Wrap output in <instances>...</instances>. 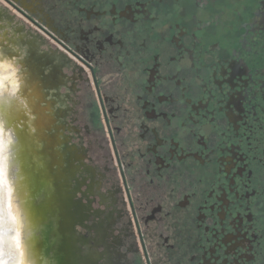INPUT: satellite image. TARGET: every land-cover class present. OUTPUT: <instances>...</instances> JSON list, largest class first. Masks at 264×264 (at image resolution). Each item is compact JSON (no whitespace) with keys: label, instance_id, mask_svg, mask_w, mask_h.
<instances>
[{"label":"flooded vegetation","instance_id":"flooded-vegetation-1","mask_svg":"<svg viewBox=\"0 0 264 264\" xmlns=\"http://www.w3.org/2000/svg\"><path fill=\"white\" fill-rule=\"evenodd\" d=\"M0 58L42 117L38 264H264V0H0Z\"/></svg>","mask_w":264,"mask_h":264},{"label":"rangeland","instance_id":"rangeland-1","mask_svg":"<svg viewBox=\"0 0 264 264\" xmlns=\"http://www.w3.org/2000/svg\"><path fill=\"white\" fill-rule=\"evenodd\" d=\"M27 83L25 80V85ZM20 119L22 115L13 97L5 95L0 98V162L12 192L9 206L16 210L13 219L15 215L18 218L22 259L26 261L21 264H29L28 258L32 257L34 264H38V257L47 248L44 221L49 206L45 197L42 149L39 147L43 140L42 117L38 115L33 121L36 131L32 134L25 126L28 122L21 124ZM6 263L15 264V261L9 258Z\"/></svg>","mask_w":264,"mask_h":264},{"label":"clouds","instance_id":"clouds-1","mask_svg":"<svg viewBox=\"0 0 264 264\" xmlns=\"http://www.w3.org/2000/svg\"><path fill=\"white\" fill-rule=\"evenodd\" d=\"M11 68V64L9 63V61L6 58H0V69H3L5 72H7V70ZM4 80H8L9 77L7 75H5Z\"/></svg>","mask_w":264,"mask_h":264},{"label":"snow or ice","instance_id":"snow-or-ice-1","mask_svg":"<svg viewBox=\"0 0 264 264\" xmlns=\"http://www.w3.org/2000/svg\"><path fill=\"white\" fill-rule=\"evenodd\" d=\"M6 182V176L4 173L3 168H0V183H5Z\"/></svg>","mask_w":264,"mask_h":264},{"label":"bare ground","instance_id":"bare-ground-1","mask_svg":"<svg viewBox=\"0 0 264 264\" xmlns=\"http://www.w3.org/2000/svg\"><path fill=\"white\" fill-rule=\"evenodd\" d=\"M24 150H25V149H24ZM22 151H23V150H22ZM22 151H21V152H22ZM26 152H27V151H26ZM35 155H36V154H35ZM35 155H34V156H35ZM21 156H22V155H21ZM24 157H25V156H24ZM35 157H36V156H35ZM0 165H2V162H0ZM26 166H27V165H26Z\"/></svg>","mask_w":264,"mask_h":264}]
</instances>
